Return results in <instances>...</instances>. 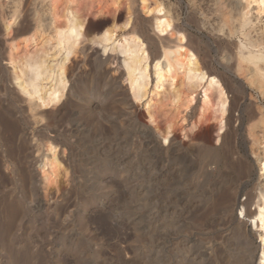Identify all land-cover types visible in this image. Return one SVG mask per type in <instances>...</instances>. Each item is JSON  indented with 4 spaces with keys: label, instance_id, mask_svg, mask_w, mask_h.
<instances>
[{
    "label": "rangeland",
    "instance_id": "374dc122",
    "mask_svg": "<svg viewBox=\"0 0 264 264\" xmlns=\"http://www.w3.org/2000/svg\"><path fill=\"white\" fill-rule=\"evenodd\" d=\"M143 1L0 0V264L258 263L262 234L249 215L264 203V61L258 69L241 59L264 52V9L258 0ZM69 16L83 22V35L66 61L65 88L56 101L29 100L12 80L8 53L24 81L26 64L44 60L49 94ZM158 17L172 19L162 36ZM107 28L108 48L139 41L150 64L160 40L182 59L192 51L205 73L192 107H156L153 77L146 96L131 99L120 55L94 42ZM211 77L227 99L218 135L216 89L207 115L197 111ZM149 102L158 111L152 121Z\"/></svg>",
    "mask_w": 264,
    "mask_h": 264
},
{
    "label": "bare ground",
    "instance_id": "6f19581e",
    "mask_svg": "<svg viewBox=\"0 0 264 264\" xmlns=\"http://www.w3.org/2000/svg\"><path fill=\"white\" fill-rule=\"evenodd\" d=\"M142 3L145 4V1L142 0ZM248 5L249 2H247L246 7ZM155 6L156 7L154 8V11H156L157 13H160L164 8L162 2L157 3ZM258 6L260 9H264V0H258ZM242 17L239 18L241 21V22L239 21L240 28L246 24L245 22H242L244 20V19L242 20ZM170 18L171 17H167V18L158 17V19L157 18L154 19L153 21L154 29L159 34L158 36H162L171 27L172 19ZM234 19L232 20L235 21ZM194 23H198V22L194 21ZM194 26L197 25H193V27ZM82 28H83V22L79 18H76V16H69V19L66 21L64 27L61 28V30H59L60 36L58 41L60 45L64 44L66 46V54L64 56V64L59 69V72H57L58 74L56 75V86L54 90H52L49 94L44 93V88H43L44 81L51 77V75L49 74L48 67L46 66L44 60L32 61L26 64V71L29 73V77L26 81H24L22 71H19L17 69V65L13 61L11 51H9L8 61L11 65L10 71H11L12 80L17 85L20 93L26 95L29 100L35 98V99L43 100V103L44 102L49 103L57 100L58 94L61 93L65 88L66 61H68L71 55L77 52V44L79 43V41H81L83 35ZM108 28L104 30L102 29L100 35L94 39V42L96 41L97 43L102 45L103 53L107 52L108 50H111L117 52L120 55L119 68H118L120 75L119 78H121L122 80L126 79L127 86L125 88L126 89L125 91L128 93L129 97H131V99L138 102L141 101L146 96L148 86L150 84V79L151 77H153L152 79L154 82L153 94L156 95V102H155L156 107L162 106L160 107V110H162V108L165 107H168L169 109L178 108L182 104L185 106L184 110H187L190 107H192V105L195 103L194 92L201 86V83L205 80V73L199 69L200 67L198 66V63L192 51H188L185 54L186 56L185 59H182L178 53V49L177 50L175 49L173 51L171 50L170 40H164V41L160 40L157 44L158 45L157 55L155 54L156 57L154 61L150 64L148 61V57L145 53V50L143 49L139 41L134 40L130 42H125L123 44L112 45L108 48V45L112 40L111 30ZM175 29L178 32L179 30H181L180 26L178 27L176 25H175ZM197 29H199V27ZM185 35L187 38L186 40L187 46L190 49L194 50L195 48L194 40L197 39H193L194 37L191 38L190 36L192 35H189L188 33ZM183 40L184 38L180 36V38H178L177 40L178 44L179 45L182 44ZM248 46L254 48L256 45L250 42ZM205 48L207 49V47ZM113 58L114 57H109V60ZM241 61H246L252 64L253 66L258 67V63L264 61V52L256 54L254 52L248 51L247 55L243 59H241ZM258 69H260V67H258ZM261 70L264 71V68ZM261 86L263 85L261 84ZM211 89L217 90L216 110L213 113L212 117L213 119H215V121L218 124V128H217L218 130L217 135H218L223 131L224 128L223 120L226 116L227 99L215 77H211L208 80L205 90L201 92V97L199 98V106L197 108V111L199 116L204 117L207 115L209 108L208 93ZM182 90L185 91L184 98H182L181 95ZM161 97H164L163 102L159 101ZM162 103H164V105H161ZM151 106L152 104L149 102L147 105V115L149 121H152L158 112L156 108H152ZM169 133H170V127L167 126L165 135L164 137H162L163 144L167 142L170 136ZM260 146H262L261 148L262 157L259 161V169L261 171V176H264V135L260 139ZM49 163L50 165L53 163L55 166H57L55 157H52ZM48 169L50 171L49 172L50 174L54 173V167L51 166V168ZM245 203L239 207V215L241 217L243 215H247V212L245 210L246 208ZM259 203H260V199H259ZM249 217L251 218L250 224L252 225V227L255 229H259L262 234L261 236H259L260 252H259L257 264H264V203H262L261 206L258 207L251 215H249Z\"/></svg>",
    "mask_w": 264,
    "mask_h": 264
},
{
    "label": "water",
    "instance_id": "95a60500",
    "mask_svg": "<svg viewBox=\"0 0 264 264\" xmlns=\"http://www.w3.org/2000/svg\"><path fill=\"white\" fill-rule=\"evenodd\" d=\"M259 243V248H260V242H258ZM259 254V253H258Z\"/></svg>",
    "mask_w": 264,
    "mask_h": 264
}]
</instances>
